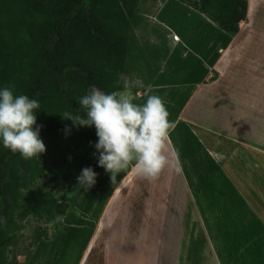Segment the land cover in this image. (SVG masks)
I'll list each match as a JSON object with an SVG mask.
<instances>
[{"label":"rangeland","instance_id":"obj_1","mask_svg":"<svg viewBox=\"0 0 264 264\" xmlns=\"http://www.w3.org/2000/svg\"><path fill=\"white\" fill-rule=\"evenodd\" d=\"M165 1L141 0L138 5L133 44L145 63L134 62L120 76L122 92L130 93L132 102L137 104L146 100L144 93L150 74L145 66L153 72L155 68L161 69L164 62L166 35L156 27L154 17ZM256 17L251 38L234 49L236 58L234 54L223 65L227 69L232 60L236 71H224L217 82L212 77V85L204 86L184 115L195 123L194 139L198 143H194L201 148L198 151L213 154L206 163L219 164L220 157L230 163L231 153L243 141L264 148V1ZM183 92L153 93L163 100L172 99L174 106H166L170 121L177 114L175 105L187 94ZM44 145L46 169L58 177L52 182L49 175L38 186L53 191L70 208L64 218L57 221L58 217L49 224L32 217L24 221L13 247L20 264H224L211 252L202 228V213L199 216L193 212L195 216L189 221L191 212L187 206L192 205V198L185 189V178L174 181L172 174L162 172L148 181L135 170L129 171V167L112 184L105 171L97 167L88 144L82 142L74 127L67 134L52 133ZM86 167L97 174L95 185L87 191L77 188L76 180ZM195 167L197 164L190 168L191 173L197 171ZM205 185L209 193L212 182L208 180ZM180 191L183 194L179 200L176 198ZM219 210L216 208V214ZM38 227L46 228L51 240H41L32 247Z\"/></svg>","mask_w":264,"mask_h":264},{"label":"trees","instance_id":"obj_2","mask_svg":"<svg viewBox=\"0 0 264 264\" xmlns=\"http://www.w3.org/2000/svg\"><path fill=\"white\" fill-rule=\"evenodd\" d=\"M179 1L232 37L248 10V0ZM140 2L0 0V87L13 86L16 94L39 100L36 123L43 143L52 133L73 127L60 115L76 110L77 99L92 86L105 93L123 91L120 76L143 60L132 34ZM144 70H149L150 82L158 73ZM79 133L93 158L95 129L80 128ZM49 175L55 182L58 174L47 171L44 154L26 161L0 146V264H20L13 247L27 218L49 224L67 214L68 203L38 186ZM41 240L51 237L38 227L31 246Z\"/></svg>","mask_w":264,"mask_h":264},{"label":"crops","instance_id":"obj_3","mask_svg":"<svg viewBox=\"0 0 264 264\" xmlns=\"http://www.w3.org/2000/svg\"><path fill=\"white\" fill-rule=\"evenodd\" d=\"M263 1L248 0L246 18L240 23L239 33L235 37L226 34L208 17L178 0H166L154 17L156 27L166 35V51H163L165 56L161 69H153L158 73L151 82L148 80L144 94L147 97L156 95L153 94L156 91L168 95L183 91L187 93L184 100L175 105L177 114L172 121L176 127L166 141V155L171 164L162 172L172 174L174 181L178 177L186 179L185 189L192 198V205L187 206L191 212H188L191 217L188 216L189 221L195 212L198 215L202 213V228L211 252L220 257L224 264H264V148L243 141L245 143L242 142L231 153L233 164L226 163L222 157L218 159L219 164L217 161L206 163L213 154L198 151L201 148L194 139L195 123L185 119L184 115L204 86L212 85V77L217 82L225 74L224 71H236L232 60L228 62L227 69L223 65L236 55L235 48L251 38V26L256 23L257 12ZM165 101L166 106H174L171 98ZM189 127L192 129L188 130ZM195 164L197 171L191 173L190 168ZM131 169L134 170L130 166L129 171ZM208 180L212 182L209 193L205 187ZM182 194L180 191L176 199L180 200ZM216 208L220 209L217 214Z\"/></svg>","mask_w":264,"mask_h":264},{"label":"clouds","instance_id":"obj_4","mask_svg":"<svg viewBox=\"0 0 264 264\" xmlns=\"http://www.w3.org/2000/svg\"><path fill=\"white\" fill-rule=\"evenodd\" d=\"M78 108L64 112L61 118L72 126L94 128L97 140L93 158L112 184L129 167L148 181L155 180L169 167L166 141L176 127L168 119L166 101L158 95H147L143 104L132 102L130 93H105L95 86L77 99ZM38 99L16 94L13 86L0 87V146L24 160L39 159L45 153L37 125ZM69 129L65 128L67 134ZM97 179L91 167L77 176V188H92ZM3 217H0V223Z\"/></svg>","mask_w":264,"mask_h":264},{"label":"built area","instance_id":"obj_5","mask_svg":"<svg viewBox=\"0 0 264 264\" xmlns=\"http://www.w3.org/2000/svg\"><path fill=\"white\" fill-rule=\"evenodd\" d=\"M175 39H177V37H175Z\"/></svg>","mask_w":264,"mask_h":264}]
</instances>
